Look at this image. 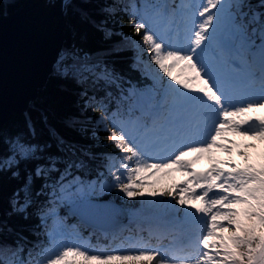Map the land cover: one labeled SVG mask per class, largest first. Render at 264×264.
Listing matches in <instances>:
<instances>
[{"label":"snow or ice","instance_id":"6c2138e0","mask_svg":"<svg viewBox=\"0 0 264 264\" xmlns=\"http://www.w3.org/2000/svg\"><path fill=\"white\" fill-rule=\"evenodd\" d=\"M131 20L136 21L135 33L143 32L152 63L179 88L164 85L173 101L162 120L140 124L102 112L97 124L111 121L110 127L105 125L109 141L125 154L111 173L114 186L128 198L171 197L183 210L181 228L150 232L149 237L157 239L155 246L150 239L128 237L129 247L111 250L82 240L68 243L60 226L46 233L47 243H33L16 232L11 243L0 240V264H264V148L253 155L249 150L257 148L255 143L229 139L235 135L264 145V0L182 3L162 30L150 18L137 21L135 12ZM58 64V73L77 83L89 78L93 83H117L112 69L71 50ZM82 99L85 107L95 102L87 91ZM8 151V156H0V173L19 177V165L37 159L43 149L17 136ZM217 151L225 156H217ZM190 153L194 155L188 158ZM58 159L48 157L47 165H37L25 176L13 193L10 215L28 219L34 195L43 194V188L33 193V175L46 178L48 187L47 178L60 171ZM200 159H207L208 167L197 171L193 165ZM84 167V160L71 162L52 181L66 199L73 191L84 199L88 188L95 190L94 183L86 186L72 175V168ZM176 172L184 179L168 189L155 188L153 177ZM37 215L44 223L47 213L37 210Z\"/></svg>","mask_w":264,"mask_h":264},{"label":"trees","instance_id":"16d2710c","mask_svg":"<svg viewBox=\"0 0 264 264\" xmlns=\"http://www.w3.org/2000/svg\"><path fill=\"white\" fill-rule=\"evenodd\" d=\"M148 1L152 2L135 0L132 5H125L121 0H66L61 58L66 51L71 50L85 61L106 65L117 75V83H93L91 78L86 83H77L74 79L61 76L58 73V63H55V70L38 89L35 99L29 102L26 111L13 114L0 126V156L10 154L9 142L17 136L25 142L38 144L43 149L37 153V159L19 165V177H12L9 172L0 173V222L4 225L0 240L11 243L16 238V232H23L33 243L47 242L46 222L41 223L37 210L43 212L66 208L59 202L52 203V198L58 194V188L52 181L69 163L79 160H84L86 167L72 168L73 176L79 177L81 181L104 178L108 187L112 185L105 196L121 201L130 208L135 207L136 202L131 198H123V192L114 186L111 175L113 171L108 170L109 159L122 154L109 141V132L105 125H111L108 121L98 125L97 121L102 112L108 115L114 110L119 115H125L132 111V85L145 87L154 83L162 86L166 82V78L161 81L156 79L136 58L139 49L134 40L142 39V33H135L136 21L131 20V17L135 12L138 21V12ZM170 1L175 6L179 0ZM22 2L23 0H0V18L4 13L16 9ZM251 2L258 4L260 0ZM84 91H87L88 97H95V102L90 107L84 105ZM50 156L59 158L56 166L60 171L47 178L48 187H45L46 178L33 175V193L40 192L43 188V194L34 195L35 203L28 209V219L20 215H10L13 193L24 183L26 175L34 173L37 165H47ZM48 217L49 214L46 220ZM67 218L69 223L76 221V217ZM81 229L85 236L88 229L83 226ZM121 229L119 231H125L126 227ZM93 231V241L100 243V230Z\"/></svg>","mask_w":264,"mask_h":264},{"label":"water","instance_id":"95a60500","mask_svg":"<svg viewBox=\"0 0 264 264\" xmlns=\"http://www.w3.org/2000/svg\"><path fill=\"white\" fill-rule=\"evenodd\" d=\"M65 3V0H23L16 9L1 16L0 126L13 114L26 111L38 89L55 70L54 64L61 59ZM102 203L119 210L121 218L117 223L126 220V211L114 201L103 200ZM90 221L87 223L108 225Z\"/></svg>","mask_w":264,"mask_h":264},{"label":"rangeland","instance_id":"374dc122","mask_svg":"<svg viewBox=\"0 0 264 264\" xmlns=\"http://www.w3.org/2000/svg\"><path fill=\"white\" fill-rule=\"evenodd\" d=\"M155 1L157 2L156 4L148 3L145 6L144 11L138 12V16L139 17L144 16L146 18H150L149 22L153 26L156 23H157L156 25H158V23H160L161 25L164 24V25H162V27L159 26V29H162V28L164 29V27L167 25L165 23V21H167V19L163 20L162 22H161V20L164 19L166 16L157 14L158 12L159 13L163 12L162 8L164 9V6H163L164 2H163V0H155ZM181 1L183 2V0H181ZM65 2H66V0H65ZM134 2H135V0H121V3H123L125 5H132ZM141 33L143 35V32H141ZM135 42H136V44L137 43L139 44V47H138L140 49V51H139L140 52V56L139 57L143 60L142 62L149 69H151L152 73H154L160 79L161 75L158 73V71H159L158 66H156L155 64L152 63V61L150 59L151 53L148 51L147 46H145L143 44L142 39H136ZM58 61L56 63H58ZM58 67H59V64H58ZM177 71H178V69H177ZM168 84H172L173 87L179 88V86L175 85L174 82L170 81L169 79H168ZM181 91H185V90L181 89ZM131 95H132L133 99L136 100V103L138 105V100L141 98V92L139 91V89L137 90V89L133 88L132 91H131ZM160 97L162 98V100L166 104V106H168V108L170 109L172 107L173 95L171 93H169L168 90L164 87L161 90ZM169 109L162 110L160 112L155 111L154 116L151 117L150 119H148L147 116H146V120L148 121L147 124L150 125L153 122V120H158L161 117V114H162V116H166L168 114ZM112 112H113V110L110 113H112ZM110 113H108L107 116L111 117L112 114L110 115ZM120 118L124 119V120H137V121H139L140 124H145L143 122L144 118H142L140 114H137V115L134 114V115H130V116H127V117H120ZM107 121L111 125V121L110 120H107ZM236 137L239 139L240 142L255 143L258 146L256 151L254 153H252L253 155H255L262 148H264V145H260L258 141L248 140L247 138H242V137H239V136L232 135V136L229 137V139L236 140L235 139ZM215 154L217 156H220L221 158H223L225 156V154H223L222 152H218V151L215 152ZM232 159L238 162L240 158L234 159L232 157ZM109 162H110V169L116 170L117 168H119L120 160L117 159L116 157L110 158ZM198 162L202 163V162H208V161H207V159H200ZM198 165H200V164H198ZM121 174H123V170H121ZM183 179H184V177L181 176V174L179 172L173 173L170 176H161V175L158 174L157 177H155V180H154L155 188L157 190H164V189L167 188L166 181H168V187H171L172 184L177 183V182H179V181H181ZM68 180H69V183H72L71 177H69ZM81 182H83L84 185H86V186L91 185L93 183L95 184V190L92 191L90 188H88L84 198L89 197V196H98L100 194L103 195L105 193V191H107V189H108V185H106V180H104L103 178L102 179L85 180V181H81ZM144 191H150V189H145ZM58 193H59L58 198L60 200H62L63 202L68 203V204L72 203L74 200L80 199L79 195L76 194L74 191L67 199L65 198L66 194H61L59 191H58ZM159 201L160 200H159L158 197L153 198V197L149 196V198L141 206H139L138 209L133 210L131 212V214L128 213L130 215V217H129V219L126 222V225H131L132 226L134 223H136V224L140 225V228L143 229L147 224H151V225L152 224H156V225L159 224L160 226L168 227L169 223L175 222L177 224V226L179 227V229H180L181 225L178 223V221L183 218V210H181L180 206L175 203L176 204L175 206H172V205H167L166 206V205H164L160 209L159 213H155L154 212V207H155V205H157L159 203ZM92 207H93L92 210L95 211V212H98L99 215L100 214L104 215L105 213H108V212H109V214H114L115 213L114 211H108V210L103 209V208H97V207H94V206H92ZM173 207L177 211H173L172 210ZM68 211H69V209L65 210V211H60V212L53 213L51 215L49 221H48L49 223L47 225V229L51 230L53 227L60 226L62 228V230L64 231L66 237H67V242L68 243H72L75 240H82V238L77 236V235H79V233L75 230L76 225H74V224H72L70 226L67 225V222H66V219L64 217V214L66 212L67 213L70 212V211L69 212ZM106 218L109 219L107 216H106ZM145 218H146V220H145ZM72 230H74V231H72ZM128 237L138 238V237H143V235H142L141 232H139L137 235H135V234H126L123 237V239L120 240V242L113 241L111 243V249L112 248H116L118 246H122V247H125V248L129 247V245L125 242L126 238H128ZM82 241H84V240H82ZM84 242H86V241H84ZM122 242H124V243H122ZM151 245L155 246L154 243H151ZM93 248H98V247H93Z\"/></svg>","mask_w":264,"mask_h":264},{"label":"bare ground","instance_id":"6f19581e","mask_svg":"<svg viewBox=\"0 0 264 264\" xmlns=\"http://www.w3.org/2000/svg\"><path fill=\"white\" fill-rule=\"evenodd\" d=\"M164 117H165V116H163L162 119H163ZM162 119H161V120H162Z\"/></svg>","mask_w":264,"mask_h":264}]
</instances>
